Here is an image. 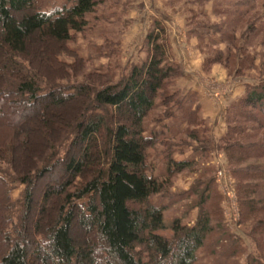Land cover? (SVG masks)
I'll list each match as a JSON object with an SVG mask.
<instances>
[{"label": "trees", "instance_id": "obj_1", "mask_svg": "<svg viewBox=\"0 0 264 264\" xmlns=\"http://www.w3.org/2000/svg\"><path fill=\"white\" fill-rule=\"evenodd\" d=\"M97 5V0H73L68 7L47 12L36 8V0H0V79L3 76L6 82L10 78L15 83L2 89L0 86V97L7 100L4 105L21 109L35 106L45 98L56 106L78 103L79 111L70 121H61L58 126L45 122L41 145L45 147V138L52 140L49 137L53 133L72 136L73 132L71 146L85 145L79 159L67 154L51 169L45 167L20 179L27 186L22 201L23 221L19 231L10 232L12 236L8 237V231L2 228L7 224L8 211L5 213L6 196L0 180V264H196V253L208 236L217 232L211 224L214 212L208 206L210 197L204 196L210 188L205 187L201 193L193 226L175 219L170 239L157 234L163 228L164 207L149 202L169 180L165 175H154L146 162L147 149L154 143L143 135L144 121L153 111L156 99L165 107L177 103L173 99L178 92L170 93L169 87L184 74L182 67L169 58L163 27L156 24L147 33L145 59L133 65L119 82L102 85L91 93L83 86L77 87L75 93L60 92L55 85L54 80L66 77L58 55L72 34L85 30V16ZM247 30L254 32V27L249 25ZM231 32L234 35L235 29ZM197 36L202 42V35ZM233 43L234 38L228 47ZM37 44L41 49L54 46L48 55L35 53L34 61L42 62H38L42 73L33 70V61L27 55L31 54L30 47ZM232 48L239 56L208 51L202 57L203 71L219 65L228 72L235 62L242 70L252 63L240 48ZM199 49L201 52L200 46ZM3 59L13 62V66H6ZM47 65L54 71L58 66L63 75L48 78L44 72L50 68ZM43 89L47 90L44 94ZM180 111L182 121H188L190 126L206 123L198 105L193 111L189 107H181ZM14 114L17 120L21 119ZM224 120L226 130L217 148L224 154L235 181L240 225L250 231L264 230V83L248 87L243 96L231 102ZM14 131L8 136L9 130L1 129L0 154L26 139ZM57 166L63 167L65 177L58 185L40 192L39 221L31 225L28 218L36 201V182ZM166 167L169 177L187 169L189 162H173L171 171ZM77 179L79 185H73ZM83 198L87 199L85 208L77 202ZM74 225L80 231L77 235L73 234ZM249 240L256 251H262L256 241L260 239Z\"/></svg>", "mask_w": 264, "mask_h": 264}, {"label": "rangeland", "instance_id": "obj_2", "mask_svg": "<svg viewBox=\"0 0 264 264\" xmlns=\"http://www.w3.org/2000/svg\"><path fill=\"white\" fill-rule=\"evenodd\" d=\"M72 2L73 0H36V8L49 12L63 6L68 7ZM97 2L98 5L93 12L85 16L87 21L85 30L72 34L58 55V61L62 63L61 70L66 74V77L54 80L60 92L75 93L77 87L83 86L91 93L93 89L102 85L114 84L124 79L133 65H138L145 59L147 55L145 36L156 24L164 29V41L168 49L167 30L172 29L176 42L180 43L183 36L188 42L186 44L189 49L199 53L201 59L208 55V51L222 52L223 55L230 52L234 55L236 49L232 47L236 46L241 49L242 54L247 55L248 60H252V63L242 70L236 62L228 72L220 66L227 76L215 74L214 77H207V80L201 81L204 88L210 92L216 90L220 95L230 92L228 96L218 98L220 101L217 99L218 118L221 117V113L225 117L228 105L237 99L238 92L234 91L237 86L244 94L248 87L264 83V0H97ZM180 25H183L182 33L178 28ZM249 25L254 27V32L247 30ZM232 28L235 29L234 35L231 32ZM200 34L202 42L198 40L197 35ZM233 38L234 43L230 48L227 44L231 43ZM53 48L54 46L41 49L40 44L30 47L31 54L27 55L33 61V70L42 73L39 70V61H34L37 57L35 53L48 55L49 50L53 51ZM168 55L172 59L173 54L169 53V50ZM3 61L6 66H13V62L8 63L6 59ZM39 63L42 65V62ZM62 71L58 70V66L54 71L51 66L44 72L49 78L55 75L62 76ZM176 81L169 87V92H178L173 99V102L177 103L165 107L156 99L153 111L144 121L143 135L151 138L154 143L147 149L146 162L154 175L157 177L165 175L169 180L164 184L160 194L152 196L149 200L152 204L164 207L163 228L157 231V234L170 239L172 236L170 227L175 219H179L182 225L193 226L198 214L197 207L202 200L201 193L208 187L209 193L206 192L204 196L210 197L208 206H212L214 212L211 224L217 232L208 236L203 248L196 253V264H264V230L258 228L250 231L240 225L238 202L234 192L235 181L229 174L224 154L217 148L219 139L213 137L206 120L202 125L195 124L197 126H190L188 121H182L180 108L189 107L193 111L198 104L194 96L188 95L192 93L191 91H180L181 88L178 90L179 85H176ZM13 84L15 83L10 78L7 82L3 76L0 79L1 89L2 86ZM46 91L43 89L42 94ZM4 102L7 103V100L0 97V134L1 129L5 128L9 130L8 136L15 130L16 134H23L26 137L25 140L17 142V147L14 145L11 150L6 149V153L0 154V180L6 196L5 213L8 211L7 224L2 228L8 231V234H5L8 237L12 236L14 230L19 231L23 221L21 217L25 206L22 201L27 186L23 185L20 179L31 176L32 173L34 175L36 171L45 167L60 164L67 154L68 157L79 159L81 148L85 145L71 146L74 132H71L72 136L53 133V136L49 137L52 140L48 141L45 138L46 146L41 145L45 122L51 121L58 126L57 123L61 121H70L79 111L78 103L56 106L52 103L53 100L45 98L40 99L35 106L16 109L6 107ZM91 106L89 105L90 108ZM14 113L21 119L17 120ZM97 145L100 150V138ZM182 160H187L189 167L180 173L169 174L168 177L166 166L171 171L173 162ZM64 177L63 167L57 166L36 182V201L31 206L32 212L28 218L31 225L39 221L37 212L41 200L40 192L45 187L58 185ZM75 183L79 185L80 179L72 182L73 185ZM77 202L85 208L87 199L83 198ZM79 232L77 225H74L73 234L77 235ZM248 236L251 239H260L256 241L262 251H256L255 244L250 242Z\"/></svg>", "mask_w": 264, "mask_h": 264}, {"label": "crops", "instance_id": "obj_3", "mask_svg": "<svg viewBox=\"0 0 264 264\" xmlns=\"http://www.w3.org/2000/svg\"><path fill=\"white\" fill-rule=\"evenodd\" d=\"M181 33L183 32V25L178 26ZM174 31L172 29L167 30L168 35V44H169V53L173 54L172 59L179 64L184 74L183 76L178 79L177 84L178 90L188 92L191 91V94L196 99V102L199 106V114L200 116L206 120L211 128L212 135L215 139L221 138L226 130L224 116L221 113V117L218 118L219 110L216 108L218 107L217 99L221 98L222 96H228L230 94L226 92H222L223 94L220 95L219 92L213 90L212 92L208 91L204 88L202 80H207V77H214L215 74H220L222 76H227V73L220 69L219 65H213L209 72H204L202 69V59L200 58V54L196 51L189 49L185 41V38L182 36L181 42L177 43L176 39L174 38ZM183 43V45L181 44ZM188 43V42H187ZM193 52H191V51ZM221 72V73H219ZM181 86V87H180ZM236 93L238 92V97L243 94V90L237 86L234 90ZM187 93H184V95ZM215 95V96H214ZM236 96V97H237ZM213 97H216L213 99ZM235 97V98H236ZM237 97V98H238ZM218 99V100H219ZM224 100V99H223ZM222 100V101H223ZM220 101V100H219Z\"/></svg>", "mask_w": 264, "mask_h": 264}, {"label": "built area", "instance_id": "obj_4", "mask_svg": "<svg viewBox=\"0 0 264 264\" xmlns=\"http://www.w3.org/2000/svg\"><path fill=\"white\" fill-rule=\"evenodd\" d=\"M219 176H221V172H219Z\"/></svg>", "mask_w": 264, "mask_h": 264}]
</instances>
